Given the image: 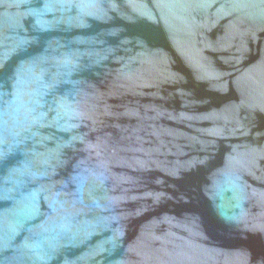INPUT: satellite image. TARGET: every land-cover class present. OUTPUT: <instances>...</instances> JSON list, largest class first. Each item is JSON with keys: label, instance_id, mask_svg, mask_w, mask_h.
Instances as JSON below:
<instances>
[{"label": "water", "instance_id": "95a60500", "mask_svg": "<svg viewBox=\"0 0 264 264\" xmlns=\"http://www.w3.org/2000/svg\"><path fill=\"white\" fill-rule=\"evenodd\" d=\"M0 264H264V0H0Z\"/></svg>", "mask_w": 264, "mask_h": 264}]
</instances>
